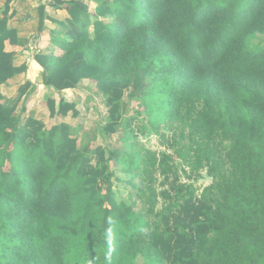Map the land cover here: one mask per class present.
<instances>
[{"label":"trees","instance_id":"1","mask_svg":"<svg viewBox=\"0 0 264 264\" xmlns=\"http://www.w3.org/2000/svg\"><path fill=\"white\" fill-rule=\"evenodd\" d=\"M13 1L0 9V264H264V0H92L94 13L86 0H51L69 17L52 32L63 52L34 54L50 117H77L64 91L93 80L104 132L136 137L129 91L166 149L126 158L80 147L67 122L22 123L17 107L37 84L5 97L28 70L6 42L27 45L21 33L50 18ZM112 160L140 178L131 202L117 196ZM204 172L199 193L191 180Z\"/></svg>","mask_w":264,"mask_h":264},{"label":"rangeland","instance_id":"2","mask_svg":"<svg viewBox=\"0 0 264 264\" xmlns=\"http://www.w3.org/2000/svg\"><path fill=\"white\" fill-rule=\"evenodd\" d=\"M261 39L263 40L264 37H261ZM30 77L32 76L30 75ZM33 78L36 79V82L40 85L33 93L20 101L16 110L17 114H21L22 123L28 116H34L44 121L47 126L60 122H67L73 126L74 134L78 138V145L80 147L95 148L102 145L107 149L119 153L120 158H126L127 155H131L134 151L140 150L143 147L150 150H157L158 152L166 149L161 143L159 136L153 132L150 133V130H153V126L149 116L147 114H137L138 110L143 111L144 108L140 107L137 101L129 99V91H127L124 98V108L126 110L125 116L127 118H135L132 122L131 129L135 130L134 134L136 137L132 136L130 128H124V126L119 127L116 133L106 134L104 132V126L108 122V108L105 104L104 96L98 90L93 80H83L78 88L64 91L66 98L77 104V108L80 111V114L77 117H73L69 114L66 117L57 116L51 118L45 97L48 91L41 85L43 84L42 75L40 74ZM24 82L25 77L22 75L18 80H12L4 84L2 91L5 97L7 99L17 98L18 89ZM54 97L57 100L60 98L58 93H55ZM24 104L26 105L27 110L21 112ZM143 126L146 127V131L141 129ZM9 166V163H7L6 169H8ZM111 169L114 172V187L118 198L121 200L122 197L127 202H131L129 195L135 193V188L132 185V182H140V178L136 177L133 179L129 175L126 163L121 162V160L120 162L112 160ZM161 180L162 178L158 175L157 186H159ZM182 180L188 181L184 174H182ZM191 181L196 184L199 188V193H201L202 189L212 182V179L205 176L204 172L203 177L192 179ZM160 206L161 204L159 207ZM138 208L139 205L136 206V209ZM140 263H142L141 259Z\"/></svg>","mask_w":264,"mask_h":264},{"label":"crops","instance_id":"3","mask_svg":"<svg viewBox=\"0 0 264 264\" xmlns=\"http://www.w3.org/2000/svg\"><path fill=\"white\" fill-rule=\"evenodd\" d=\"M86 2L90 6V11L92 13L95 12L96 3L92 0H86ZM5 0H1L0 9H2ZM27 4L31 5L32 7L36 8L40 5L46 6V12L50 19L46 20V29L41 33H34V32H23L21 33L24 36L29 38V43L25 46H18L12 45L10 42H6V48L9 51L15 52V64L21 65L26 64L28 66L27 72L18 74L17 76L13 77L12 79L8 80H18L20 77H25V82L27 80H31L35 84H38L37 87L40 85L36 82V79L33 77L42 75L43 68L34 60V54L36 52L42 51L45 53L54 52L56 55H60L63 51L61 48V37H57L52 35V32L58 28V24L56 22L65 20L69 17L68 10L65 7L56 9L51 5V0H27ZM11 10H17L18 12L23 10V6L16 0L11 3ZM19 19L17 17H13L10 20V26L15 27L18 25ZM36 48V49H32ZM27 75V76H26ZM30 75L32 77H30ZM87 81V80H85ZM90 81V80H89ZM44 89H47L44 84H41ZM4 86V85H3ZM2 86V88H3Z\"/></svg>","mask_w":264,"mask_h":264}]
</instances>
